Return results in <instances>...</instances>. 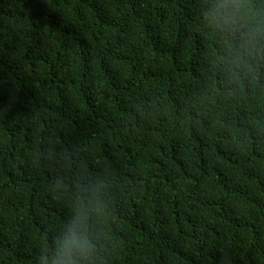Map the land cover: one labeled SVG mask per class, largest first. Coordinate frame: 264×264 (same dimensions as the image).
I'll list each match as a JSON object with an SVG mask.
<instances>
[{"label":"trees","instance_id":"1","mask_svg":"<svg viewBox=\"0 0 264 264\" xmlns=\"http://www.w3.org/2000/svg\"><path fill=\"white\" fill-rule=\"evenodd\" d=\"M0 0V264H264V0Z\"/></svg>","mask_w":264,"mask_h":264},{"label":"clouds","instance_id":"2","mask_svg":"<svg viewBox=\"0 0 264 264\" xmlns=\"http://www.w3.org/2000/svg\"><path fill=\"white\" fill-rule=\"evenodd\" d=\"M239 7L235 0H221L212 13L213 18L231 26L235 20L232 9ZM83 225L84 216L80 214L67 224L64 233L55 241L51 264H76V259L91 247V237L85 233ZM44 264H48L46 257Z\"/></svg>","mask_w":264,"mask_h":264}]
</instances>
